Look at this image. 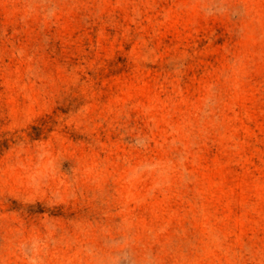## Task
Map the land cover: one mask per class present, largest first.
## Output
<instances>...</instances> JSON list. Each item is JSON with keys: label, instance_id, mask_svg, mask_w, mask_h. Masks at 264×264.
Here are the masks:
<instances>
[{"label": "rangeland", "instance_id": "obj_1", "mask_svg": "<svg viewBox=\"0 0 264 264\" xmlns=\"http://www.w3.org/2000/svg\"><path fill=\"white\" fill-rule=\"evenodd\" d=\"M0 264H264V0H0Z\"/></svg>", "mask_w": 264, "mask_h": 264}]
</instances>
